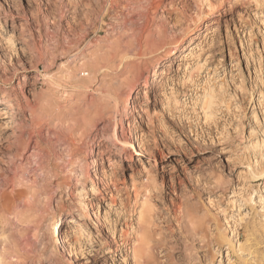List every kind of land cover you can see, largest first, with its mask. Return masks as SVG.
Returning <instances> with one entry per match:
<instances>
[{
	"label": "rangeland",
	"instance_id": "obj_1",
	"mask_svg": "<svg viewBox=\"0 0 264 264\" xmlns=\"http://www.w3.org/2000/svg\"><path fill=\"white\" fill-rule=\"evenodd\" d=\"M161 25L164 39L150 47L149 34ZM96 50L108 54L99 79L104 89L64 79L73 73L71 60ZM85 70L77 71L78 80L88 78L80 74ZM5 93L23 106L24 95H36L38 117L28 111L18 117L26 140H37L51 156L55 192L37 206L30 225L18 222L20 209L12 216L0 211V264H134L132 227L149 198L166 240L154 251L156 264H264V0H0L2 102ZM90 99L102 105L103 116L85 130L82 110ZM0 124L1 181L16 166L7 164L14 124L8 115ZM133 125L148 155L130 149L140 160L130 163L113 134L123 127L133 142ZM65 143L77 155L69 168L67 158L59 160ZM144 168L155 171L156 186ZM185 212L204 222L201 239H184ZM69 213L86 216L60 229L67 248L47 231Z\"/></svg>",
	"mask_w": 264,
	"mask_h": 264
},
{
	"label": "bare ground",
	"instance_id": "obj_2",
	"mask_svg": "<svg viewBox=\"0 0 264 264\" xmlns=\"http://www.w3.org/2000/svg\"><path fill=\"white\" fill-rule=\"evenodd\" d=\"M164 34H165L164 26L162 25L156 28L155 30H152L149 34L150 41L152 43L149 44L150 47H154V46L157 47L158 45H160L159 43L162 42L164 39ZM23 42L26 43L29 41L28 39L23 38ZM182 47H183L182 42H180L176 47V49H174V51L169 52L167 57L170 58L173 55L177 54L178 51L182 49ZM153 49L155 50V48ZM107 57H108L107 53L103 54L100 50H96L94 53L86 55L85 57L81 58L79 62H75L71 60L72 63L70 65H73V67L70 69L73 70V73L67 75L66 78L64 77L63 78L66 80L69 79L70 81H75L77 83H80L82 87L85 88L87 86L86 87L87 89L89 88V90L90 89L92 90V88H90L92 86L90 85L94 82H95L94 86L99 84L101 81L99 79L108 70V67L103 63L105 60H108ZM163 61L161 60L158 63V65L159 64L161 65ZM82 68H86L87 70L81 71L80 74L83 76H87L88 78L87 79L80 78L78 80L76 73L78 70ZM123 72L126 73L127 71L123 70ZM156 73H158V71H156ZM25 77L26 76H24L22 81H25ZM139 81L140 78H136L135 81L136 84L139 83ZM102 84L101 87L102 89H104L105 83ZM148 87L149 86H146V88ZM119 88H121V86ZM118 90H119L118 88H114L111 86H108L106 88V91L112 93V95L113 94L117 95ZM5 97H6L5 101L3 102L0 101V118L8 115V118H10L11 122L14 124L11 140L8 141L9 148L7 150L8 152L7 164L10 166L15 165L16 169L14 170L12 176L6 175V177L0 181L2 183V187L6 188L7 191V192H3V191L0 192V211H2L3 213H9L8 215L12 216L13 213H11V211L20 209L19 212L15 215H17V220L23 227L31 224L32 213L35 215V213L37 212L36 211L37 206L39 207L44 202L45 197H47L48 195H52L55 192L51 187H49L50 177H49V170H47L48 168L47 165L49 164L48 158H50L51 156L48 155L46 158V156L42 154L40 143L37 140H33L30 137L28 140H26V136H25L26 125L18 117V114L24 115V113L27 111L30 112L31 116L33 117V120H35L38 117L37 109L35 108V105L33 104V100H32V98L33 99L36 98V95H33L32 98L28 97L27 95H24V99H25L24 106L18 103L17 104L14 103L16 99L14 97L12 98L11 93H5ZM48 97L49 99L46 100L47 109H49V107H52V103L50 102V96ZM63 97L67 98V93H64ZM128 97L133 98L134 96L132 95V93H130ZM104 98L106 99V97ZM96 106L97 105L95 100L90 99L88 100L87 104L85 103V106L83 107L84 110H82L83 108L78 109L84 111L83 112L84 116L82 118V121L86 128L85 130H87V128H92L93 122L97 116H103V109L101 108L102 105H98V107ZM205 116L207 117L206 114ZM4 119H6V117ZM68 124L70 125V123ZM0 127H2V124H0ZM127 127L131 128L130 124ZM123 129L124 128L122 127L121 133H119L117 129L114 130L113 141L116 142L117 145L120 147V151L121 152L123 151L125 153L130 163L134 161H140L139 159L133 160V155L130 152V149L138 150V152H140L139 156L148 155V152L145 149L144 145L142 144L140 136L138 135V132L135 129V126H134L135 141L133 142H131L132 137H130L127 133H125ZM72 136L73 135H71V137ZM259 145L260 144L257 143L255 145V148L258 147ZM62 147L64 148L63 151L66 152V155H61L59 157V160H61L62 157L67 158L66 161H68V163L66 162L67 163L66 165H68L69 168V166L71 167V164L76 159L77 155H75V153L70 151L71 149L70 143H65ZM101 153L102 150L99 149L97 153L98 157L99 155L101 156ZM98 157H95V159L93 160L94 164L98 162ZM127 157H125V160H127ZM45 158L47 160H45ZM121 158H123V156H121ZM23 161H25L27 164H22ZM85 163L86 162L83 163L84 166H82L83 170L81 171V175H85V167H86ZM33 165H35V167L33 168L34 170H32L34 171L33 175L31 176L32 171L30 172V174H26V171H30L31 166ZM144 171L147 172V180L151 181L152 184L156 186L157 176L155 174V171L152 169L147 170V168H144ZM82 190L85 191L86 188ZM134 190L136 191V197H139L138 195L139 193L137 192L138 190L137 188H135V186H134ZM90 191L93 194H96L98 193V188L93 184ZM83 197H84L83 201H80L81 210L87 211L90 205L86 203L85 196ZM261 206H262L261 210L264 211V200L262 201ZM98 210L100 211V208ZM136 211H137L136 225L135 227H132L133 242L131 244V247L129 248L131 258L134 264H156L154 251L158 245H165L166 243L165 237L163 236L162 232L160 231V228L158 227L159 226L158 218H156V213H155L156 209L152 205L149 198L143 201L141 204H139V209ZM184 214H186V216L183 215V218L184 216L185 218L179 224L181 227L180 228L181 231L184 233V239L187 241H194L195 239L200 238L202 234L205 232L204 222L200 220L198 216L190 212L187 213L185 212ZM85 216H86L85 214H80L79 216H75L72 213L60 215L58 218L55 219L54 222V223H58L57 226L56 224H52L51 227L48 225L49 227L47 233L49 237L51 238L58 237L60 239L59 244H62L63 247L69 248L70 245L69 240L67 239V237L61 235L60 229L62 228L65 222L69 221L71 223L73 222L78 223L82 221L81 218ZM95 217L100 218V215L96 214ZM83 231H85V226L81 223L80 227L78 228V234L82 236L81 232ZM87 236L89 238L88 240H93V238L89 234H87ZM69 237L70 236H68V238ZM72 239H74L73 244L78 246L79 245L78 235L75 234V238ZM8 241L10 242V239L6 240L5 242ZM56 249H58V247H56ZM16 252H18V250ZM53 252H54L53 253L54 256L58 255L57 250ZM71 253L72 251H70V254ZM2 260H3V255H1L0 253V263Z\"/></svg>",
	"mask_w": 264,
	"mask_h": 264
}]
</instances>
